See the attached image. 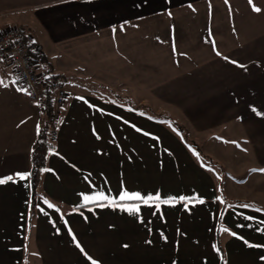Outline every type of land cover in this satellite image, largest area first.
Here are the masks:
<instances>
[{
	"label": "crops",
	"instance_id": "0c3cea01",
	"mask_svg": "<svg viewBox=\"0 0 264 264\" xmlns=\"http://www.w3.org/2000/svg\"><path fill=\"white\" fill-rule=\"evenodd\" d=\"M16 26L56 74L182 73L159 95L174 119L150 96L102 95L100 81L87 91L67 80L34 192L43 113L0 72V179L13 177L0 184V264H264V0H0V30ZM123 191L159 195V206L120 201ZM98 195L108 199H84ZM136 204L138 213L119 206Z\"/></svg>",
	"mask_w": 264,
	"mask_h": 264
},
{
	"label": "built area",
	"instance_id": "2783aa9c",
	"mask_svg": "<svg viewBox=\"0 0 264 264\" xmlns=\"http://www.w3.org/2000/svg\"><path fill=\"white\" fill-rule=\"evenodd\" d=\"M36 40L22 26L0 30V72L14 76L19 89L29 99L38 103L43 116L51 110L42 126H49L51 138L58 136L57 124L68 98L65 80L55 72H49L30 54V46Z\"/></svg>",
	"mask_w": 264,
	"mask_h": 264
},
{
	"label": "rangeland",
	"instance_id": "374dc122",
	"mask_svg": "<svg viewBox=\"0 0 264 264\" xmlns=\"http://www.w3.org/2000/svg\"><path fill=\"white\" fill-rule=\"evenodd\" d=\"M108 67L109 66H106V68H104L103 66H100L99 72L98 71H94V72L85 71L84 75L81 77H79V75L78 77L74 75L78 73H74L71 75L70 74L72 73L71 71H69L70 73H68L67 75H65L66 73L64 71H60L61 73L59 74L65 75L63 79L65 80L66 84L68 82L67 80H69V84H72L73 86H75L77 82L79 83V85L83 83V85H85L86 87L84 89L87 91H93L90 89V86L91 88L98 89V87L94 85H98V82L100 81V86H101L100 94L102 95L119 93L121 95H131L135 97V99L137 100L145 96L147 97L150 96L153 98L152 100L153 104L151 105L154 110L155 109L161 110L162 112H165L162 114H164L165 116L166 115L170 116L171 118L174 117L173 115H176V113H173L174 111L176 112V110L171 109L170 104L168 105L166 103L161 102V99H159V95L162 94L161 91H164L165 88L163 86H165V84H167L168 82H171L173 77H176L177 75H180L182 73V70H181L182 66H149L147 68H141V70L137 68H130V67L124 66L119 73H116L115 71H112L111 69L109 70V68H112V66L109 68ZM184 67L186 70V69H190V68L198 67V66H184ZM220 70L222 72L224 71L223 68H220ZM102 81H105L109 84L108 89L105 87L108 84L104 85ZM144 81H145V87H144ZM110 88H112V90ZM185 92L187 93L186 89L180 88L179 90L180 94L185 93ZM64 109L65 108H63V113H64ZM63 113H62V116H63ZM181 116L183 115L181 114ZM184 120L187 121L185 118ZM57 128H58V124H57ZM196 131L197 132H194L192 136L197 140V142L199 141L201 142V139H204V135L199 132L200 130H196ZM189 138H190V135H189Z\"/></svg>",
	"mask_w": 264,
	"mask_h": 264
},
{
	"label": "trees",
	"instance_id": "16d2710c",
	"mask_svg": "<svg viewBox=\"0 0 264 264\" xmlns=\"http://www.w3.org/2000/svg\"><path fill=\"white\" fill-rule=\"evenodd\" d=\"M30 54L32 55V57L35 60L39 61L42 65V67H44L47 71L54 73V68L50 63L48 56L44 53L41 46H39L37 42L30 46ZM57 75L63 78L62 75H60V74H57ZM50 111L51 110H47L44 113V116H43L44 120L48 117ZM174 124L179 128L181 133H183L184 138L187 142H190L193 145H195V147L199 148L198 144L194 140L189 138L187 130L185 129V127L182 124H180L178 122H174ZM53 147L54 146L52 143V138H51L49 126L47 124H45V125L41 126V128L39 129L36 140L32 146L31 177H32V181H33L34 192H35V189L37 188V184L41 178L42 172H43L44 168L46 167L48 155H49L50 151L53 149ZM210 159H212V158H210ZM220 167L222 168V166H220ZM34 205H35V202H34ZM217 244H218L219 250H221L219 238H217Z\"/></svg>",
	"mask_w": 264,
	"mask_h": 264
},
{
	"label": "snow or ice",
	"instance_id": "6c2138e0",
	"mask_svg": "<svg viewBox=\"0 0 264 264\" xmlns=\"http://www.w3.org/2000/svg\"><path fill=\"white\" fill-rule=\"evenodd\" d=\"M250 3H251V0H250ZM254 11L256 12H260L261 9L259 7H255L254 8ZM227 59V58H226ZM233 63H236L235 61H233ZM243 67V66H241ZM0 83H3V81H0ZM13 83H15V81H13ZM5 87H7V85H5ZM18 90H22V91H27L26 89H18ZM255 111V109H253ZM258 115H261L260 113H257ZM253 171H257L256 169H253ZM258 171H261V172H264V169H259ZM20 180H25L27 179V176L28 174L26 173H17L16 174ZM13 180V177L11 175L3 178V179H0V184H4L8 181H12ZM85 201L88 202L90 200H107L108 197L106 196H103V195H98L96 197H88V196H85L84 197ZM181 200H185L186 198L185 197H180ZM119 200L120 201H130V200H134V201H140L142 202L143 204L147 205L149 204L150 201H155L157 202V207L159 206V203L160 202V197L159 195H156L155 197L153 196H148V197H142L139 193H129L127 191H123L120 196H119ZM200 203H203V201H199ZM163 203L167 204L169 203V201L165 200L163 201ZM101 207H103L104 205L101 204L99 205ZM120 207H122L123 210H126L128 211L129 213H138L140 211V205L139 204H136V205H132V206H127V205H119ZM49 207H53L52 205H49ZM244 208H248L249 205H243ZM256 211H261L260 209H256ZM246 219L248 220H252L253 217H246ZM243 226V225H241ZM235 235V234H234ZM77 247H79V244L77 245ZM83 251V249H81ZM93 264H96L95 261H93Z\"/></svg>",
	"mask_w": 264,
	"mask_h": 264
}]
</instances>
